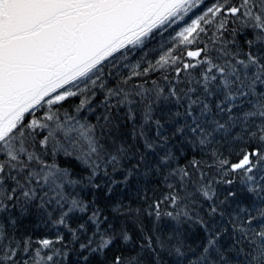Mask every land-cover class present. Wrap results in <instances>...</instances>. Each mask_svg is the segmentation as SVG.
I'll return each mask as SVG.
<instances>
[{"label":"snow or ice","instance_id":"1","mask_svg":"<svg viewBox=\"0 0 264 264\" xmlns=\"http://www.w3.org/2000/svg\"><path fill=\"white\" fill-rule=\"evenodd\" d=\"M0 264H264V0H0Z\"/></svg>","mask_w":264,"mask_h":264}]
</instances>
